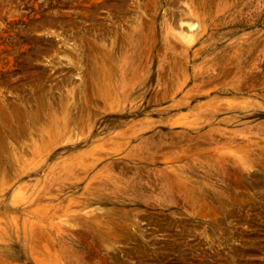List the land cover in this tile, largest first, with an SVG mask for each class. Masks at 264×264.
<instances>
[{
  "label": "rangeland",
  "instance_id": "374dc122",
  "mask_svg": "<svg viewBox=\"0 0 264 264\" xmlns=\"http://www.w3.org/2000/svg\"><path fill=\"white\" fill-rule=\"evenodd\" d=\"M0 264H264V0H0Z\"/></svg>",
  "mask_w": 264,
  "mask_h": 264
}]
</instances>
